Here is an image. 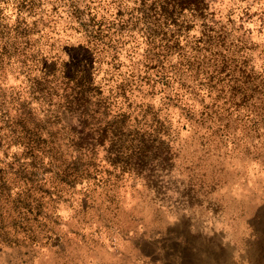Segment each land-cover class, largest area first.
Segmentation results:
<instances>
[{"label": "rangeland", "instance_id": "374dc122", "mask_svg": "<svg viewBox=\"0 0 264 264\" xmlns=\"http://www.w3.org/2000/svg\"><path fill=\"white\" fill-rule=\"evenodd\" d=\"M184 1L0 0V264H264V0Z\"/></svg>", "mask_w": 264, "mask_h": 264}, {"label": "trees", "instance_id": "16d2710c", "mask_svg": "<svg viewBox=\"0 0 264 264\" xmlns=\"http://www.w3.org/2000/svg\"><path fill=\"white\" fill-rule=\"evenodd\" d=\"M177 5L179 7H182V6H186L187 3H185L184 0H177ZM80 71V69H79ZM79 80L81 81V83L83 85H88L90 84V80H89V74H86L84 73L83 71L81 73H79ZM82 95L85 96V92L82 91ZM75 171H77V169H75Z\"/></svg>", "mask_w": 264, "mask_h": 264}]
</instances>
